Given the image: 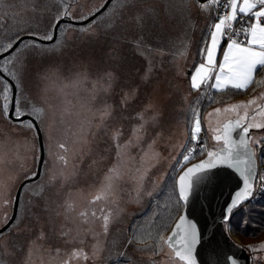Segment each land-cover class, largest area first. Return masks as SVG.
<instances>
[{"label":"snow or ice","instance_id":"obj_1","mask_svg":"<svg viewBox=\"0 0 264 264\" xmlns=\"http://www.w3.org/2000/svg\"><path fill=\"white\" fill-rule=\"evenodd\" d=\"M196 4L201 11H213L214 15L212 16L213 22L208 25L206 36L202 38L198 62L192 65L190 74L183 73L188 79L189 95L196 93L197 96L188 106L190 116L185 141L180 145L181 151L174 152L170 156L175 167L179 170L178 177H173L172 194L175 195L176 200L171 206V212L179 213V215L167 237L162 233L171 226V220L175 218L171 214L167 222L160 223L159 230L154 235L151 231L146 232L143 225L133 227L130 229L132 235L124 245L125 249L134 244L141 245L142 247L136 250L148 252L151 264H200L197 255L198 248L202 244L203 233L199 222L192 217L189 209L194 205V197L198 188L213 179H218L220 169L228 171L237 180V187L231 194L221 217L225 232L231 230L229 221L234 210L254 198L257 191L264 192V172L259 171L257 159L258 153L264 157V131H261L264 130V120H257V117H264V93L247 102L214 109L213 113H234L236 117L235 119L229 118L222 125L216 127H213L210 122L207 128L202 125V109L200 107L202 99L209 103L216 102L212 92L233 91L239 94L247 92L250 87L258 83L256 77L260 71H264V0H196ZM59 5L57 13L44 32L38 29L21 28L6 45H0V116L27 133L33 134L30 138L25 137V139H30L29 152L34 164L41 168L46 162L43 159L44 146L41 140L40 124L45 123L49 108L34 103L22 91L21 81L25 71L26 50L46 53L49 51L46 42H53L57 47H60L61 42L57 39V34L62 30L67 32L72 28V24H68L66 27L62 24V21L66 19L76 21L95 17L91 21V24H95L100 19L98 13L105 15L110 12L108 27L119 29L123 43L145 62L140 77L143 83H151L155 70L154 60L157 56L164 54L162 48L153 47L151 36L148 35V32L154 30L157 21L150 13L138 8L136 0H104L103 3L79 16L73 15V10L67 0H59ZM29 10L33 13L41 11L36 3H33ZM91 24L88 28L80 29V31L91 34ZM21 32L24 35H21ZM24 36H27V41ZM186 47L187 45L184 46L185 49ZM118 51V49H114L110 55L116 56ZM179 54L185 55V51L182 50ZM89 75L87 69L77 70L66 78L67 83L60 82V91L65 96L62 101L64 104L62 115L69 114L70 108L75 107L66 97L77 93L68 90L77 89V85L88 79ZM50 77L51 74L48 71L38 73V79L43 83H47ZM117 82L118 73L115 69L97 71L91 100H95L96 95L101 91L103 93L110 92ZM97 85H100V88H97ZM138 95L139 88L124 92L120 102L121 108L126 109L130 102H134L138 98ZM250 108L252 109L251 113L248 111ZM241 109H243L242 114ZM89 111H91L90 107ZM149 112H151V116L146 118V113ZM213 113L208 115L212 116ZM96 117L99 118V123L93 125L92 119ZM161 117L162 112L158 105L149 100L136 113L139 123L133 126L131 135L123 143H121V138L124 135L123 129L117 127L110 130L109 120L114 118V110L111 105L105 103L103 108L96 109L91 117H86L80 123L78 130L80 135L77 142L81 144V147L88 140L86 129L93 127L103 129L112 141L115 157L112 166L105 172L99 187L87 201V207L77 211L74 204L68 200L60 205L66 219H78L85 225L99 222L100 227L99 232L94 231L91 227L87 229L97 239V244L92 246L91 254L86 252L83 247H73L70 252H62L59 248L55 249L52 255L59 257L61 264H78L80 261H94L99 257L100 238L108 236L109 227L120 212L118 198L124 181L130 180L133 183V193L137 200H142L145 196L149 198L153 196V192L147 189L145 182L150 179L148 173L155 164L145 167V157L148 155V150L153 149L154 151L158 141L163 139ZM253 129L256 131L253 132ZM204 131L211 134V147L202 136ZM150 133L151 136H149ZM38 141L40 142L39 147H37ZM49 145V155L62 168H67L71 164L76 151H78L70 149L66 142H58L59 151L53 153L51 137H49ZM130 148L137 149L135 155L128 151ZM177 155H179V159L176 158ZM199 156L205 158L193 163L192 161ZM17 158L18 156L13 154V157L9 159L7 153H4L0 155V166L11 163L13 159ZM162 158L157 155V162ZM125 159H127L128 165L124 164ZM133 167L135 171H133ZM72 169L75 173L76 166L74 164ZM39 175V170H22V175L9 176L8 179L12 183L17 180L23 181L20 185L23 190L29 188L27 181H34ZM55 179L56 177H51L48 183ZM65 179L67 180V177ZM152 183L155 181L153 180ZM6 189V184H0V191ZM43 191L44 186H39V190L33 192V195L40 196ZM18 200V196L5 197L2 205L5 208L12 204L18 206ZM158 218L159 214L154 213L153 219ZM4 224V229L0 230V253L11 256L15 254V244L11 238L5 240V234L10 232L12 235H17L23 229L17 224L16 218L8 216L7 212L4 215ZM13 225H16L15 230ZM60 236L66 239H75V237H70V231L62 230ZM45 239L46 233L41 229L35 240L29 242V259L32 255V246L37 241ZM148 239L154 240L155 244H147ZM79 242L82 244L83 239H80ZM249 249L251 251L258 250L251 246ZM259 249H264V244L259 245ZM119 256L127 259L126 251L119 253ZM156 257H160V259H156ZM226 261L227 264H239V259L233 256H228Z\"/></svg>","mask_w":264,"mask_h":264},{"label":"rangeland","instance_id":"obj_2","mask_svg":"<svg viewBox=\"0 0 264 264\" xmlns=\"http://www.w3.org/2000/svg\"><path fill=\"white\" fill-rule=\"evenodd\" d=\"M67 2L71 5L73 15L79 16L103 3L104 0H67ZM33 3L37 4L44 16L40 17V13H33L29 10ZM136 5L150 13L157 21L152 31L166 29L169 27L168 24H170L171 30L175 31V44L178 52L173 47V53L177 52L174 65L170 69H165V65L161 61L164 55L157 56L154 60L155 70L151 83L145 84L140 78L145 64L144 60L136 56L132 49L123 43L119 29L108 27L110 12L105 15L99 14L100 19L95 24H91L92 20L85 25L72 24V28L67 32L63 30L59 32L57 39L61 42L60 47L52 42L46 44L49 49L46 53L34 50L25 51V71L21 81L22 91L34 103L49 108L45 123L40 124L46 163L41 169L39 178L28 183L29 188L21 191L15 218L23 231L17 235H12L10 232L5 234L4 239L11 238L16 251L11 256L0 253V264H26V261L27 264H61L60 258L52 255L57 248L62 252H70L73 247H83L86 252L92 253V246L97 244V239L87 229L91 227L94 231L99 232V222L85 225L78 219H66L60 205L68 200L74 204L77 211L87 207V201L95 193L105 172L114 162L115 148L103 129L95 127L86 129L88 132L87 143L81 147V144L77 142L80 135L78 131L80 123L86 117H91L96 109L103 108L105 103L111 105L114 110V118L109 120L110 130L117 127L122 128L124 135L121 138V143H123L131 135L133 126L139 123L136 113L149 100L153 101L162 112L163 139L158 141L154 151L149 149L148 155L145 157V167L155 164L148 173L150 179L145 182L147 189L153 192V196L151 198L145 196L142 200H137L133 193V183L130 180L124 181L118 198L120 212L110 225L108 236L100 238L99 257L94 261H80L78 264H103L107 259L106 255L109 256V259L112 258L111 255L118 256V258H114L117 261L108 264H130L136 260V257L150 261L149 253L137 251L138 247L134 245L128 246L127 249L123 245L120 247L122 239H129L132 235L130 229L137 225H143L146 232L151 231L154 235L159 230L160 223L167 222L171 214L175 218L171 220V226L162 233L167 237L173 222L178 217L179 213L171 212V206L176 200L175 195L172 194L173 177L178 176L179 170L175 167L170 156L174 152L181 151L180 145L185 141L190 116L188 106L197 96L196 93L189 95L188 79L182 73L191 64L195 48L193 43L195 44L200 33L207 29L205 23L207 25L214 12L201 11L196 0H136ZM59 6V0H0V24L2 27H6L9 18H16L22 23L29 22L31 26L44 32L57 13ZM62 24L66 27L70 23ZM90 24L91 34L80 31V29L88 28ZM21 35L24 34L21 33ZM149 35L152 36L151 33ZM185 45H187L186 49ZM198 46L200 48L201 44ZM153 47H155L154 43ZM114 49L119 51L116 56H111ZM182 50L185 51V55L179 54ZM169 51L171 52V49ZM131 52L133 53L132 66L129 64ZM83 69L88 70L89 78L77 85V89L68 90L77 93L66 97L75 107L70 108L69 114L62 115L64 108L62 101L65 96L60 91V82L67 83V77L77 70ZM103 69H115L118 73V82L110 92L103 93L101 91L96 95L95 100H91L95 74ZM44 71L51 74L47 83L38 79V73ZM97 88H100V85H97ZM133 88H139L138 98L134 102H130L126 109H122L120 102L123 93ZM249 100H242L234 104ZM210 106L212 105L209 104L206 107L200 105L201 116H203L202 125L205 128L209 122L213 127H216L222 125L229 118H236L234 113H213L214 109L224 106L213 107L209 110ZM89 107L91 111H89ZM248 111L251 113L252 109L250 108ZM209 113H213V115L209 116ZM242 113L243 109H241ZM150 116L151 112L146 113V118ZM257 120L263 119L257 117ZM98 123V117L92 119L93 125ZM253 131L256 130L253 129ZM32 135L5 121L0 116V155L7 153L9 159L13 157V154L18 156L11 163L0 166V184L7 185L6 190L0 191V228L4 225L5 212L11 216L13 207V204L7 208L3 207L2 201L5 197H14L18 185L22 182L17 180L12 183L8 179L9 176L16 177L22 175V170H36L37 168L29 152L30 139H25ZM202 136L211 147V134L204 131ZM49 137H51L53 153L59 151L58 142H66L70 149L78 150L67 168H62L49 155ZM37 147H39L38 142ZM128 151L135 155L137 149L130 148ZM157 155L163 157L158 162ZM257 155L260 164L264 167V157L259 153ZM176 158L179 159V155ZM204 158V156H199L192 162ZM73 164L76 166L75 173L72 169ZM124 164L128 165L127 159ZM133 171H135L134 167ZM53 176L56 179L48 183ZM153 180L155 183H152ZM39 186H44V191L40 196H34L33 192L38 191ZM249 202L234 210L229 221L231 230L228 233L250 254V264H264V249H259V245L264 244V207L248 206ZM58 212L60 214H57ZM154 213L159 214L158 219H153ZM245 226H249L248 231L244 229ZM15 228L16 225H13L14 230ZM41 229L46 233V239L37 241L32 246V255L29 259V242L35 240ZM62 230L70 231V237H75V239L62 238L60 236ZM80 239H83L82 244L79 242ZM147 244L154 245L155 241L148 239ZM137 246L141 247V245ZM249 246L258 250L251 251ZM125 251L128 258L122 260L119 253ZM132 254L135 257L129 258ZM156 259H160V257H156Z\"/></svg>","mask_w":264,"mask_h":264},{"label":"water","instance_id":"obj_3","mask_svg":"<svg viewBox=\"0 0 264 264\" xmlns=\"http://www.w3.org/2000/svg\"><path fill=\"white\" fill-rule=\"evenodd\" d=\"M99 14L100 13L97 15ZM94 18L95 17H91L89 20L81 21H70L66 19L62 21V23L85 25ZM24 38L27 40V36H24ZM49 43L52 42H46V44ZM41 140L43 141L42 132ZM39 143L40 142L38 141V146ZM44 157L45 150L43 152V159ZM197 162H199V160L193 163ZM41 169L42 168L37 165L36 170H39L41 173ZM34 181L29 180L27 183ZM21 183H23V181ZM21 183L18 185L14 196H18L19 200L22 191L20 186ZM236 187L237 180L235 177H233L228 171L220 169L218 179H213L206 185H201L197 190L196 196L194 197V205L190 207L189 211L192 217L199 222L203 233L202 244L198 248L197 255L200 264H227L226 258L228 256L238 258L239 264H250V254L245 248H243V246L233 239L230 233L225 232V228L221 223L223 211ZM18 206L17 204H13L11 217H16ZM174 225L175 222H173L172 227H174ZM4 227L5 224L0 230H3ZM170 233L171 229L168 235H170Z\"/></svg>","mask_w":264,"mask_h":264},{"label":"trees","instance_id":"obj_4","mask_svg":"<svg viewBox=\"0 0 264 264\" xmlns=\"http://www.w3.org/2000/svg\"><path fill=\"white\" fill-rule=\"evenodd\" d=\"M31 9V8H30ZM189 11V10H188ZM187 11V12H188ZM37 13H40L39 16H44L43 14H41V12H37ZM8 25L6 27H2L1 24H0V45H6L7 42L9 41V39L18 31L21 30V28H27L29 30H37L38 28L36 27H33L29 24V22H20L19 20H16V18H9L8 19ZM169 27H166V29H162V30H157V31H150L148 32V35L151 33V39H152V42L155 44V47H158V48H162L163 51H164V58L161 59L162 63L165 65V69L166 68H172L173 65H174V62H175V55L176 53L178 52L177 51V48H176V44H175V31L171 30V26L170 24H168ZM23 33V32H21ZM206 34L204 33H200L197 41L195 42V44L193 43V47H197L198 45L201 44V41H202V38L205 37ZM150 36V35H149ZM185 36V35H183ZM180 38V36H179ZM173 47H175L176 51L175 53H173ZM199 48V46H198ZM171 49V52L169 51ZM197 53V52H196ZM128 61V60H127ZM129 64H131V66L133 65V53L131 52V55H130V59H129ZM130 68V67H128ZM239 96H234L232 97L231 99H234V98H237ZM209 104H212V103H209ZM207 104V105H209ZM250 204L248 206H256V207H264V202H260V203H256V202H249ZM260 213H263L262 211H260ZM259 219V218H258ZM244 229L246 231L249 230V226H245ZM127 238H123L122 243H120V247L121 245H125V241H126ZM138 244H134V246L140 248L139 246H137ZM142 247V246H141ZM112 258L110 257L109 259V256L106 255L105 257L107 259L104 260V263L103 264H108V263H114L115 261L117 260H114V258H118L117 255H111ZM135 255H131L129 258H134ZM122 260H124L125 258L124 257H121ZM128 258V257H127ZM121 260V259H120ZM129 262V261H128ZM149 262V263H148ZM130 264H150V261H146L144 259H142L141 257H136V260L135 261H132Z\"/></svg>","mask_w":264,"mask_h":264},{"label":"crops","instance_id":"obj_5","mask_svg":"<svg viewBox=\"0 0 264 264\" xmlns=\"http://www.w3.org/2000/svg\"><path fill=\"white\" fill-rule=\"evenodd\" d=\"M213 16V15H212ZM212 22V17L209 18L208 22H207V25L205 23V26H207V29L203 32L204 34L207 33V30H208V25ZM206 36V35H205ZM199 49L198 46L196 48H194V51H193V55H192V60H191V64L188 68H186V70L184 72H188L190 74L191 72V69H192V65L194 63H197L198 62V52H199ZM197 52V53H196ZM183 72V73H184ZM182 73V74H183ZM186 77V76H185ZM187 78V77H186ZM256 80L258 81L257 84L253 85L252 87H250L247 92H243V93H235L233 91H228V92H224V93H215V92H212L211 94L215 96V100L216 102L215 103H212L210 105V107H208V109L210 110V108H213V107H223L225 105H232L236 102H239V101H242V100H249L251 99L252 97L256 96L258 94V96L261 94V93H264V71H260L256 77ZM234 96H239L237 98H234V99H231L232 97ZM256 96V97H258ZM207 104H209V102L207 100H201V105H204V107L207 106ZM203 107V108H204ZM263 119L264 120V117H258V119ZM202 122H203V116H202ZM255 130V129H254ZM253 131V130H252ZM261 131H264V130H261ZM254 132V131H253Z\"/></svg>","mask_w":264,"mask_h":264},{"label":"built area","instance_id":"obj_6","mask_svg":"<svg viewBox=\"0 0 264 264\" xmlns=\"http://www.w3.org/2000/svg\"><path fill=\"white\" fill-rule=\"evenodd\" d=\"M214 15V13H213ZM213 22V21H212ZM257 159H258V168L260 172H264V167L260 164L259 161V156L257 155ZM250 202H256V203H260V202H264V192L261 191H257L254 195V198L249 200Z\"/></svg>","mask_w":264,"mask_h":264}]
</instances>
